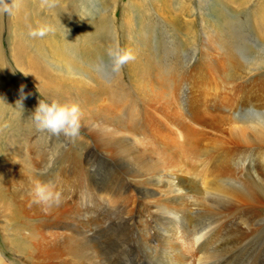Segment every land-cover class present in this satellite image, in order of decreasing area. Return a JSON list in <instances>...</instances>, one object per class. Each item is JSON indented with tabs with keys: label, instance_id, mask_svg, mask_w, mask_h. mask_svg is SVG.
Segmentation results:
<instances>
[{
	"label": "bare ground",
	"instance_id": "obj_1",
	"mask_svg": "<svg viewBox=\"0 0 264 264\" xmlns=\"http://www.w3.org/2000/svg\"><path fill=\"white\" fill-rule=\"evenodd\" d=\"M188 1L151 0V3L154 4V11H165L168 14L166 22L174 30H179L184 24L190 27L194 34L192 23L183 22L171 14V9L177 10L183 15L190 14L191 11L183 3H188ZM206 1L200 0L202 10L206 9ZM232 1H240L245 5L252 0H220V3L225 9V5L227 6ZM112 2L116 5V0ZM76 3L77 0H55V6L49 8L42 7L41 0H23L19 10L9 15L11 18L8 20L7 28H3L5 15H0V39L3 33L7 32V36L15 44L9 46V50L12 49L13 57L10 64L0 42V160H2L0 167L3 164L7 166L5 171L0 168V214L5 219H10L8 223L0 217L2 219L0 222L7 223L6 225L2 224L3 230H9L12 225L13 235L5 237V245L8 248V255L13 256V259L7 258L1 250L0 257L5 259L6 264H109L110 261L107 262L106 255H103L105 251L101 246L102 243L100 244V237L103 236V241L108 243L106 245H109L110 241L127 239L132 230H137L134 213L140 206L145 205L150 212V220L145 219L146 223L151 222L147 228L149 231L161 215L162 218L170 222H180L184 233H192V236L199 235L197 238L198 249L200 248V253L203 255L199 264H264V96L253 91L244 94L241 92V95L234 100L235 102L227 106L229 111L226 110L227 107L225 108V103L228 104L227 101L214 100L212 106L216 114L213 115V111L212 118L210 112H208L209 115L203 114L208 115L212 121L215 120L213 124L217 127L212 125L215 131L223 132L221 129L227 127L228 137L225 136L223 141L218 139L217 143L213 140L208 141L205 151L201 150L202 143L200 142L205 131L194 127L192 123L198 121L208 125L210 122L207 120L208 117L197 114L201 112V108L199 104L189 98L188 108L185 109L188 117L176 121L177 123L189 122V124H178L184 130V135L179 131L181 134L179 136L183 140L173 142L162 135V137L160 136L162 140H159L158 129L163 124H156L157 132L152 129L150 131V135H154L155 140L151 141L149 147L144 144V138H141L142 131L145 128L148 130L146 124L136 123L133 118V120L125 119L124 115L116 108L114 110L109 107L111 112H108L105 107L104 111L99 112L98 107L95 106L97 109L93 107L96 105L94 104L96 102L95 84L99 82L105 88L104 80L111 74V64L106 50L109 45L117 43L116 29L113 25V18L106 15L109 10H104V16L101 17L100 22L92 19L86 23L82 19V15L80 16L77 12ZM129 4L135 18L143 16L141 5L134 0H130ZM229 10H224L220 14L214 9L218 15L219 24H211L212 36L215 39L221 38L222 41L224 39L231 61L234 59V50L239 49L242 55L249 58V62L246 63L252 67V73L258 75L264 70V52L263 55L259 54L254 57L251 49L245 44L241 30L234 27ZM144 13L148 15L150 10L145 9ZM259 21L262 27L264 6L260 8ZM133 23V19H128L125 23V33L127 32L128 36L133 37V34L137 32L139 34L137 38L148 37L143 29H135ZM218 25L220 28H216ZM256 25L260 26L258 23ZM42 26L50 29L45 36L34 38L29 35L30 31ZM90 33L91 38L87 36ZM213 43L214 46L220 44L215 45V41ZM150 48L145 50L138 47H125V49L131 50L135 59L126 63L125 69L119 75L122 79L128 80L129 89L122 94L125 99L115 103L116 107L123 105L124 110L132 113L133 117L136 116L139 109H142L148 120L152 115L151 108L156 106L153 105L154 101L161 96L158 95L157 90L162 89L165 82L163 79L166 78L158 69L161 76L157 77L163 81V84L160 85L161 87L155 85L157 90H151V84L145 80V76L154 77L155 64H151L150 61L152 57ZM152 58L157 61L156 57ZM107 61L108 69L106 68ZM236 69L240 72L245 70L241 65H236ZM92 74H95L96 77H93ZM74 76H79V79H73ZM119 77L114 81L116 83L114 88L116 86L119 88ZM83 78L86 79V82ZM73 80L75 84L80 83L81 85H75ZM21 85L25 86L22 107L18 102L21 101ZM29 85L37 86L39 92L37 89L29 88ZM74 90H77L80 93L79 97L82 98L84 107L80 104L79 106H81V116L84 117L85 123L83 124L97 145L85 148L86 158L83 161H77L75 158L72 161L62 159L65 165L58 168L56 173L55 171L49 172L51 175L47 179L39 171L40 163L36 160L38 158L34 156L36 159L33 157L31 159L28 156L33 147L29 146V142H24L27 133L31 134L37 130L29 116L37 107L38 101L33 100L31 96L36 95L37 92L43 98H55L61 102L74 103ZM149 90L151 93L148 92ZM180 90L181 86L178 92H173L177 101L182 95ZM103 92L104 90H102ZM149 94L151 95L148 96ZM177 94L180 96L178 97ZM129 99H133V101ZM226 111L229 112L228 116L225 115ZM130 113L129 115H131ZM21 116L25 119L20 118ZM157 120L153 121L157 122ZM224 124L226 125L223 126ZM15 125L18 126L15 127ZM217 137L221 138L222 136L217 135ZM98 150L101 152L100 154ZM52 153L53 151L49 155L51 158H53ZM181 155L186 156L185 162L181 161V157H183ZM208 156L211 158V163L205 168L204 164L209 160L203 162L202 160ZM13 159L15 162L18 161L22 168L20 177L18 174H14L12 164L15 162L13 163ZM241 162L248 163L245 171L241 168ZM32 164L35 167L33 170L30 169ZM198 164L200 165L198 166ZM96 166H99L100 169H95ZM110 168H112L111 171L116 172L107 178L102 176V172L99 171L105 169L108 173ZM186 168L188 170H185ZM236 174H241L239 176L243 178V187L237 185ZM60 178L66 185L67 196L75 197V200L81 199L79 205L86 208H82L80 211L72 206L70 211L66 197L62 199L59 206L53 205L47 209L43 204L34 202L35 197L32 192L37 182L51 181L55 187H58L57 183L61 182ZM70 179L72 181L65 182ZM192 179H194L193 186L190 185ZM63 183H61L62 186ZM199 192L204 195V199H201L202 215L204 216L205 213L209 221L215 223L211 230L205 234L201 233L204 230L201 227L192 231L193 223H195L193 218L186 216L187 220L185 217L182 221L177 213L178 210L170 208L171 205L173 207L183 205L187 198L186 195ZM97 208L101 209L96 212ZM85 210L86 215H84ZM90 213L93 218L87 216ZM199 219L201 220V218ZM93 220L96 221L94 227L91 225ZM49 222L51 223L49 224ZM59 227L65 231H61L62 233L46 231V229ZM128 230H130V234L127 232ZM222 232H226V237L222 238L221 235L219 236L221 239H219L215 234H222ZM145 236L149 237L150 235L147 236L145 233ZM216 238L220 243H217ZM146 242L148 240H145ZM116 246H113L116 252L115 258L123 252V249L119 250L120 246L119 249H116ZM151 246L149 245V247ZM176 246L174 244V248H172L174 255L164 257L160 262L174 261L176 258L177 264H184L186 258L181 254L180 248H177L179 246ZM210 246L213 247L212 250L209 248ZM183 252H185V256L190 255L186 254L184 250ZM156 254L154 253V256ZM179 254L182 255L183 262H181ZM109 258L112 261V257L109 256ZM208 258L211 263L207 262ZM120 261L122 260L120 259ZM120 261L118 260V263ZM191 264H195V262Z\"/></svg>",
	"mask_w": 264,
	"mask_h": 264
},
{
	"label": "rangeland",
	"instance_id": "obj_2",
	"mask_svg": "<svg viewBox=\"0 0 264 264\" xmlns=\"http://www.w3.org/2000/svg\"><path fill=\"white\" fill-rule=\"evenodd\" d=\"M112 1H114V0H85V1L84 0H77V3L75 4V6L77 8V12L79 13L80 16L82 15L81 17H82V19H84V22H86V23L89 22L88 20H92V19H96L95 20L96 22L97 21L100 22L101 17L104 16V10L105 9L109 10L106 15L113 18V25L115 26L114 28L116 29V40H117V43L122 48L138 47L140 49L147 50L146 48L151 47L150 52L152 54V57H156V59H157V61H156L154 58L151 57L150 61L152 63L148 61L149 63H151L153 65L155 64V66H154L155 68L153 71L154 77L145 76V80H148V83L151 84L150 85L151 90H153V89L157 90V89H155V87L156 86L161 87L160 85L163 84V81L159 78L161 76L160 75L161 73H162V75H164V78L166 77L165 79H163L166 83L164 82V84H163L164 86L162 85V89H161L162 92H161V90H157L158 95L159 96L161 95V96L159 99L154 101L155 103H153V105H156V106L151 108V111H152L151 118L148 120L146 117L147 115L144 114V111L142 109H139V111L137 112L136 116H134L135 117L134 118L132 113H130L128 111L126 112L124 110L123 105H119L118 107L115 106V103L117 101L121 102L125 99L124 95H122V94L127 89H129L128 88V86H129L128 80H125V79H122L121 77H119V75L121 74V71H123L125 69V65L123 66V68L121 69V71L119 73H115L111 69V74L109 75V77L107 79L104 80L105 81V88L107 87L106 89H109V88H111V89L106 90L103 87L104 86L103 84H99V82L96 83L95 87H94L96 90V93H95V95L93 94L95 97V100H96V102L94 104H96V105L93 104L94 105L93 107H95V106L98 107L100 109V110L98 109L99 112L104 111L106 109L105 107H107L108 112H111V110L109 108V107H111L112 109L114 108V110L117 109L119 112H121L124 115L125 119H128V120L134 119V120H136V123L141 122L142 124H146V127L148 128V130L145 128L144 131H142L143 135L141 136V138H144L143 140H144L145 145L147 144V146L150 147L151 141L155 140V138L153 137L154 135L153 136L150 135V131L152 129V130H155L157 132V127H156L157 125L156 124H160V125L163 124L162 125L163 127L161 126L158 129V139L159 140H162L161 139L162 136L167 137L168 140H173V142H179V141L183 140L182 137L179 135H181V134L184 135V130L181 129L178 126V124H180V125H181V123L189 124V122L186 121V122H178L177 123L176 121L180 120L182 118L188 117L185 109L188 108L187 103L189 102V98L191 101L193 100V102L199 104V106L201 108V112H199L197 114H201V115L205 116V114H203V113H206L209 115L208 112H210V114H211L210 117H211L213 114V111H214L213 115L216 114L215 109L212 106L214 103V100L215 101H218V100L227 101L228 104L225 103V108H226L229 104L231 105L232 103L235 102L234 100H236L241 95V92L244 94V93H248L250 91H253V92H257V94H262L264 96V70L259 72L258 75L253 74L252 70H251L252 67L246 63V62H249V58L247 56L242 55L241 51L239 49L234 50V52H233V58L234 59H232V61H233L232 62L229 59L228 50L226 49V46L224 44V39L222 41L221 38H218V39H215V37L213 38L212 32L210 30L212 27L211 24H219L217 21L218 15L215 13L216 10L218 11V13L221 14V13H223L224 10L230 9L229 13H230V16L233 20L234 27L236 29L239 28L241 30V33L244 37L245 44L251 49L254 57L256 55H259V54L263 55V52H264V46H263V44H264V36H263L264 26L263 25L264 24L262 23L263 25L261 27V24L259 21V11H260L261 6H264V0H252L249 4H245V5L241 4L240 1H235V2L232 1V2H230V4L228 3L227 6L225 5V9H224L223 5H221L220 0H207L205 3L206 9H203V10L200 8V6H202L200 4V0H189L188 3L183 2L185 4V6L188 7V10L191 11L190 14L186 13L185 15H183L182 13H180L177 10L171 9V14L174 17L180 19L183 22L192 23V27L195 31L194 34H192L191 28L184 25V24H182V26L180 27L179 30H177V31L174 30L171 27V25H168V23L166 22V17L168 14L165 11H160V10H159V12L154 11L155 10L154 6H153L154 4L151 3V0H134L139 5H141L140 7H142L141 10H142L143 16L141 15L140 18L134 17V12L132 11L131 5L129 4L130 0H116V5ZM202 2H204V1H202ZM81 3H82V5H81ZM182 6H184V5H182ZM145 9L150 10V13L148 15L144 13ZM214 9H215V12H214ZM96 11H98V12H96ZM125 12H126V15H125ZM10 18L11 17H9V15L5 14V16H4L5 23H4L3 28H7L8 20ZM128 19H130V20L133 19L134 28L136 27L135 29H139V30L143 29L146 36L148 35V37L145 38L142 36V37L137 38L139 36V34L137 32H135L133 34V37L136 39H134L132 36H128L127 32L125 33V23H126V21H128ZM256 23H258V26L259 25L260 26L257 27ZM208 25H210V26L208 27ZM216 28H220V26L218 25ZM7 35H8V33L4 32L3 36L0 39V42H1L2 47L4 49V54H6V57H8V62L11 64L10 61L13 59V57L11 55L12 49L9 50V46L11 47L12 44H13V46L15 44H14V41L13 40L11 41V39H9V37ZM87 36H89V38H91V33H90V35H87ZM214 41L216 42L215 45H218V43H220L219 46H214V43H213ZM150 52H148V53H150ZM236 65L243 66L245 70L243 72L237 71ZM108 67H109V63L107 61L106 68L108 69ZM158 69L161 71V73ZM169 71H170V73H169ZM92 76L96 77L95 74H92ZM157 76H159V77H157ZM239 76H241V77H239ZM117 77L120 78V80L118 81V83L120 82L119 83L120 85H118L119 88H117V86H116V88H114V86L116 84L114 81L117 79ZM72 78L73 79L76 78L75 80H78L79 76H76V77L74 76ZM83 80H85V82H86V79L83 78ZM160 81H161V83H160ZM73 83L75 84V81ZM79 84L80 83H78V84L76 83L75 85H79ZM177 84H178V86H177ZM174 86L178 87V88H175ZM180 86H181L180 91L182 92V95L180 96L177 94L178 97L180 96L179 98H181L180 100L178 98V101H177L175 99L176 96L175 97L173 96V92H175V91L178 92ZM101 87H103V88H101ZM29 88L37 89V91L39 92V88L35 85H29ZM172 88H174V89H172ZM100 89L104 90V92H103L104 95L102 93V90L100 91ZM151 90H149L148 92L151 93ZM97 92L98 93L101 92V93L98 94ZM163 93H166V94H163ZM39 94L36 92V95H32L31 98L33 100H36V101H39L40 99H44L43 96H41V94L40 95ZM74 94H75L74 99L76 100V102L74 100V103H76L78 105L80 104L81 106H83L82 98L79 97L80 93L77 92V90H74ZM150 95L151 94H149L148 96H150ZM227 97L229 99H226ZM230 98H231V100H230ZM233 98H235V99H233ZM129 100L133 101V99H129ZM112 105H113V107H112ZM139 105L142 106V104H139ZM157 105H158V107H157ZM81 106H79V107L81 108ZM162 110H163V112H162ZM226 110L229 111L230 109L227 107ZM151 111H149V112H151ZM227 111H226L225 115L228 116L229 112H227ZM114 112H116V111H114ZM129 113L131 115H129ZM231 113L232 112L230 111V114ZM208 115L205 117L206 118L208 117L207 120H208V122H210V124L204 125L203 123L198 122V121H197L198 123L197 122L192 123V125L194 127L200 128V130L204 129V131H205L204 136H202V139L200 141L202 143L201 150H203V151L206 150V146L208 147V141L213 140L217 143L218 139H220V141H223V140H225L226 137H228L227 136V130H226L227 127L221 129L223 132L215 131L212 127V125L216 126L215 124H213V123H215V120L213 119V121H212V119H209ZM20 118H22V116ZM175 118H176V120H175ZM22 119H25V117H23ZM80 119H81L80 120V123H81L80 135L74 141L70 140L68 138L66 139V137H64L63 135H54V134H51L47 131H41L38 129L36 131L31 132V134L30 133L26 134V140L24 142H26V141L29 142L28 143L29 146H32L33 147L32 150L35 151L34 153H32L31 152L32 150H30V152L28 153V156L31 159H32V157H33V159L34 158L36 159V157L38 158L36 160H38V163H40L39 171L41 174L45 175V177L47 179L51 175V173H49V172L55 171V173H56L58 168H61L63 165H65V164H63L62 159L63 160L69 159V161H72L75 158V160L77 159V161L78 160L83 161L86 158V149L89 147H96V145H97L96 141L94 140L93 137H91L89 135L88 130L86 129V127L83 124V123H85L84 117L81 116ZM156 119L159 120V121L157 120L158 123L154 122V121H156ZM225 123H227V122H225ZM225 125L226 124H224L223 126H225ZM17 126L18 125H15V127H17ZM216 127H215V129H216ZM166 128H167V130H166ZM31 130H32V128H31ZM179 131H181V134ZM224 132H226V133H224ZM161 133H163L164 135ZM217 135H221L222 137L218 138ZM197 138H199V137H197ZM64 141H66V142H64ZM30 142H31V144H30ZM33 144H35V146H33ZM157 144H159V143H157ZM86 145H87V147H86ZM159 146H160V144H159ZM51 151H53V153H52L53 158L49 157ZM100 153L101 152L99 151V154ZM65 154H67V155H65ZM34 156H36V157H34ZM181 156H183V155H181ZM185 159H186V156L181 157L182 162H185L186 161ZM194 160H195V157H194ZM208 160H209V162H206L204 164V166H206L205 168H207L210 165L211 158L208 156V157H206V159L202 160V162L208 161ZM0 161H2V160H0ZM14 162L15 161L13 159V163ZM57 162H58V164H57ZM241 163H242L241 168H243L244 169L243 171H245L248 163H246V162H241ZM68 165H70V164H68ZM199 165L200 164H198V166ZM0 168L2 171L7 170L6 164L5 165L3 164ZM12 168L14 170V174H18V176L20 177L19 174H20L22 168L20 167L18 161L15 162L14 164H12ZM53 168H54V170H53ZM30 169H32V170L35 169L33 164L30 167ZM95 169H100V167L96 166ZM111 169L112 168L109 169L110 171L108 173H106L105 169H104V171L103 170H99V171H100V173L102 172L101 173L102 176H106V178H107L109 175H113L116 172L113 170L111 171ZM185 170H188V169L186 168ZM37 172H38V170H37ZM185 173H187V171H185ZM184 174H183V176H184ZM239 175H241V174H236V176H237L236 183L238 186L243 187V185H242L243 178H242V176H239ZM62 177L64 179V176H62ZM63 179L60 178L61 182L57 183L58 187H55V189L61 193L62 199H64L66 197L67 202L69 203L68 206H70V207H68L69 210L72 209V206H74V207H76V209H80V211H82V208H86V207H81L82 205H79L81 203V199L75 200V197L73 198V197L67 196L68 192H67L66 185L63 183L64 182ZM24 180L27 181L25 178H24ZM198 180H200V179H198ZM70 181H72V180L70 179V180L65 181V182H70ZM193 181H194V179H192L190 181L191 186H193L192 185ZM41 182L47 183V182H43V181H41ZM61 183H63V186ZM59 187H60V189H59ZM200 193H202V192L193 193L192 195L190 193V195H186L187 198H186V201L183 203V205L177 206V207L174 206L175 208L173 207V205H171L170 208H172L175 211L178 210L177 213L180 217V220H182V221L186 216H190L191 218H193L192 220L195 223H193L192 231L197 230L198 227L199 228L201 227V228H204L203 232H201V233L205 234L206 232L211 230V227H213L215 223H213V221L210 222L209 219L207 218V216L205 215V213H204L205 217L202 215L201 202L204 199V195H202ZM140 204H141V202H140ZM143 208H146V209H143ZM99 209H101V208H97L96 212ZM138 210L134 213V222L137 225L136 226L137 230H134V231L132 230L131 234L129 233L130 230L127 231L130 234L131 238L129 236L127 239L126 238L117 239L119 241H117V240H116V242L110 241V244L106 245L108 243L106 241H103L104 240L103 236L100 237V239H101L100 244L102 243L101 246H102V248H104V250L103 249L102 250L105 251L104 253L103 252L102 253L104 256L106 255L105 257L107 259V262L110 261L109 264H112V262H114L113 264H117L118 260L120 261V259L122 261H120L118 264H158L160 262V260L164 259V257L167 258L169 256L174 255V251L172 249V248H174V244H175V246L176 245L179 246V247H177V246L176 247L180 248L181 254H183V256L186 258V260H184V264H187L188 262H189L188 264H191L192 262H195V264L200 263L201 259L203 258V255H202V253H200V248L198 249V247H199L198 240H197V238L199 237L198 234H194V236H192V233H190V234H188V232L184 233L182 228H181L180 222H176V223L170 222L169 220L162 218L161 215H160L159 220H157L151 226V230L149 231L147 228L151 224V222L149 224L145 222L146 221L145 219L150 220L149 209L147 207H145V205H142V206H140V208H138ZM84 215H86V210L84 211ZM145 215H147V216L145 217ZM181 215H183V216H181ZM87 216L93 218V215L91 213ZM0 217L5 219L4 217L1 216V214H0ZM199 218H201V220ZM1 220L2 219H0V221ZM5 220L8 223L10 222V219H5ZM186 220H187V217H186ZM51 222H52V220H51ZM51 222H49V224ZM140 222H143V223L140 224ZM197 222H198V224H197ZM202 223H203V225L201 226ZM2 224L6 225L7 223L0 222V250H1L2 254L5 255L7 258L13 259V256L8 255L9 254L8 248L5 245V237L13 235L12 225H10L9 230H3V228H1ZM95 224H96L95 220L91 221V225L93 227L95 226ZM141 226H142V229H141ZM168 229H170V230H168ZM179 230L181 233L179 232ZM46 231H53L55 233H60L61 231L63 232L65 230L64 229L62 230L59 227V228H54V229H46ZM165 231H167V232H165ZM145 233L147 236H148V234L150 236L146 237ZM201 233H199V234H201ZM224 233L223 232H222V234L216 233L215 235L217 237L222 235L221 237L223 238L224 236L226 237V232H224ZM162 235H164V236H162ZM171 235H173V236H171ZM178 237H180V238H178ZM221 237H219V239H221ZM157 238H158V241H157ZM135 239H136V241H135ZM219 239L216 238L217 243L219 242ZM121 240H122V242H121ZM145 240L146 241L148 240L149 243L148 242L145 243ZM187 240L190 241L191 243L188 242ZM142 242H143V244H142ZM158 242H161V243H158ZM114 243H115V245H114ZM135 244L138 245V248H136L137 245H135ZM192 244H193V246H192ZM149 245L150 246L152 245V246L149 247ZM113 246H116V249L120 248L119 250L123 249V252L120 253L117 257L119 259L115 258L116 252H115ZM131 246H133V247L131 248ZM209 248L212 250L213 247L211 248V246H210ZM147 249H150L152 252L150 250H147ZM183 250L186 251V254H188V255L190 254V255L185 256V252H183ZM211 250H210V252H211ZM136 251H137L138 255L136 254ZM147 252H149V253H147ZM124 253H126V254L124 255ZM152 253H153V255H152ZM154 253L155 254L157 253V254L154 256ZM144 254H146V255H144ZM181 254H179V256H181L180 260L182 259ZM107 255L112 257V261L110 260L109 256H107ZM139 255H140V257H137ZM191 255H193V257H191ZM201 256H202V258H201ZM122 257H125V258H122ZM129 258H131V259H129ZM156 258H158V259H156ZM115 259H117V260H115ZM148 259H149V261H148ZM192 259H194V260H192ZM207 260H208L207 261L208 263H211L209 258ZM185 261H187V262H185ZM190 261H192V262H190ZM181 262H183V261L181 260ZM167 263L168 264H177V260L175 258L174 261L173 260H171V261L167 260V261H164V263L160 262L159 264H167Z\"/></svg>",
	"mask_w": 264,
	"mask_h": 264
},
{
	"label": "clouds",
	"instance_id": "obj_3",
	"mask_svg": "<svg viewBox=\"0 0 264 264\" xmlns=\"http://www.w3.org/2000/svg\"><path fill=\"white\" fill-rule=\"evenodd\" d=\"M23 0H0V15H12L22 6ZM42 7H54L55 0H41ZM50 29L42 26L29 32L31 37H43ZM106 55L111 64V69L119 73L123 66L134 60L135 56L129 49L122 48L118 43L109 45ZM24 85H21V101H18L22 107ZM81 110L76 103L61 102L55 98H44L38 101L37 107L29 119L33 121L38 130L47 131L54 135H63L64 137L75 140L80 135ZM32 194L35 197L34 202L43 204L46 209L53 205L59 206L62 202L61 193L55 190L53 182H37ZM0 264H6L3 257H0Z\"/></svg>",
	"mask_w": 264,
	"mask_h": 264
}]
</instances>
